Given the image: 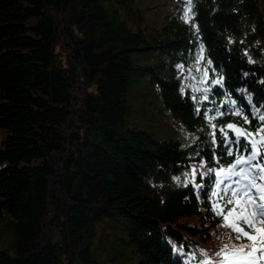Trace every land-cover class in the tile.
<instances>
[{"label": "trees", "instance_id": "1", "mask_svg": "<svg viewBox=\"0 0 264 264\" xmlns=\"http://www.w3.org/2000/svg\"><path fill=\"white\" fill-rule=\"evenodd\" d=\"M192 12L149 26L136 0H0V213L15 235L0 264H105L128 249L139 264H218L224 244L250 243L221 226L212 205L228 197L212 195L224 185L208 169L248 155L243 138L227 155L219 126L264 124V14L259 0H193ZM149 50L169 60L133 62ZM138 70L190 145L128 126Z\"/></svg>", "mask_w": 264, "mask_h": 264}, {"label": "snow or ice", "instance_id": "2", "mask_svg": "<svg viewBox=\"0 0 264 264\" xmlns=\"http://www.w3.org/2000/svg\"><path fill=\"white\" fill-rule=\"evenodd\" d=\"M187 3L191 5V0H187ZM184 19L185 22H189L190 18L187 12L184 14ZM177 67L182 68L183 66L178 65ZM212 83L221 84L222 81L217 79L213 80ZM197 91H200V89H197ZM204 92L206 93L207 89ZM192 99L195 101L197 97L193 96ZM202 99L207 100L208 96L205 94ZM196 111L199 113L200 110L197 108ZM235 114L241 115L239 111H235ZM217 115H224V113L217 112L213 117H206V119H215ZM241 118L244 123H250L247 116H242ZM257 118L264 122V114L259 115ZM211 127L214 130L218 128L215 124L211 125ZM225 128L234 133V139L228 138V132L225 131ZM218 130L225 137V147L228 149L227 155H234L230 149L233 144L238 147L241 138L247 142L248 147L245 148V151L248 152V155H235L233 162L227 168L221 166L219 170L208 169L210 173H214L217 177H222L216 180L214 187L220 189L221 185H224L221 189L223 195L217 192H213L212 195L219 196L220 199L228 197L224 201L223 206L217 202L212 205V208L215 214L221 217V226L228 227L235 233V236L231 237L232 239L237 241L247 240L250 243L239 246L233 245L231 248L228 244H224L216 251L215 255L217 257H224L218 264H258L260 260L264 259V184L256 183V177H252L251 173L255 170L258 178L264 181V163L259 162L264 159V153L257 147V144L264 146V124L251 133L241 127H237L233 123L219 126ZM212 135L215 137V132ZM252 137H258L259 139H252ZM254 161L255 163H253ZM191 173L193 177L196 175L194 167L191 169ZM174 179L179 180V177H174ZM242 179L247 181V183L242 184ZM225 181L228 182L225 183ZM253 191L259 194L253 195ZM225 209H227L226 212ZM258 225L262 226L258 227ZM245 228L248 230L246 231ZM245 249H250V251L245 252ZM257 252L261 253L260 257L255 256ZM230 253L232 256L237 257V259L230 260ZM245 257H252L253 259L245 260ZM201 264H216V262L208 259L202 261Z\"/></svg>", "mask_w": 264, "mask_h": 264}, {"label": "rangeland", "instance_id": "3", "mask_svg": "<svg viewBox=\"0 0 264 264\" xmlns=\"http://www.w3.org/2000/svg\"><path fill=\"white\" fill-rule=\"evenodd\" d=\"M136 5L143 12L145 25L149 26H162L164 21H168L179 11L180 13L183 11V17L185 12L188 13V17L193 14V0H191V5H188L187 0H136ZM259 8L264 14V0H259ZM166 59L169 60L167 56L156 50L139 52L132 57L133 62L140 66L157 65ZM134 79L128 94L130 104V113L127 117L128 126L137 130H145L158 140L177 138L184 146L190 145L194 141L193 132L189 131L179 119L165 112L163 102L158 95V86L152 83L149 76L141 70H138ZM3 136L4 132L0 127V141ZM242 182L247 183L243 179ZM258 194L253 191V195ZM0 249L15 254V235L9 216L5 213H0ZM129 250H126L127 256L120 254V257L114 260L105 261V264H139L138 256L133 252L129 253ZM255 256L260 257L261 255L255 254ZM260 261L264 263V259Z\"/></svg>", "mask_w": 264, "mask_h": 264}]
</instances>
